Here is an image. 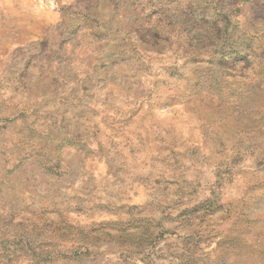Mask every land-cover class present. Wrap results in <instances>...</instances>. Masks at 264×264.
<instances>
[{"label":"rangeland","instance_id":"obj_1","mask_svg":"<svg viewBox=\"0 0 264 264\" xmlns=\"http://www.w3.org/2000/svg\"><path fill=\"white\" fill-rule=\"evenodd\" d=\"M2 16L0 264H264V0Z\"/></svg>","mask_w":264,"mask_h":264},{"label":"crops","instance_id":"obj_2","mask_svg":"<svg viewBox=\"0 0 264 264\" xmlns=\"http://www.w3.org/2000/svg\"><path fill=\"white\" fill-rule=\"evenodd\" d=\"M14 22L4 20L2 16V0H0V67L2 68H16L20 64H27L26 58L23 55L22 49L19 44L21 41H17L16 32L13 27ZM22 35L19 38H26L28 31L21 30ZM29 36V35H28Z\"/></svg>","mask_w":264,"mask_h":264}]
</instances>
